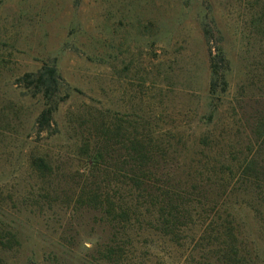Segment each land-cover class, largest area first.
<instances>
[{
    "label": "rangeland",
    "instance_id": "obj_1",
    "mask_svg": "<svg viewBox=\"0 0 264 264\" xmlns=\"http://www.w3.org/2000/svg\"><path fill=\"white\" fill-rule=\"evenodd\" d=\"M220 44L230 70L217 95ZM46 65L62 102L41 132L42 97L23 77ZM94 122L115 133L118 167L84 179L81 130ZM260 126L264 0H0V229L17 236L0 239V264H264ZM135 138L162 155L148 186L132 180ZM250 175L256 187L241 186ZM86 185L129 203L125 228L84 203ZM228 244L233 261L219 252Z\"/></svg>",
    "mask_w": 264,
    "mask_h": 264
},
{
    "label": "trees",
    "instance_id": "obj_2",
    "mask_svg": "<svg viewBox=\"0 0 264 264\" xmlns=\"http://www.w3.org/2000/svg\"><path fill=\"white\" fill-rule=\"evenodd\" d=\"M204 33L207 41L211 43V41L214 40L212 30L209 27H205ZM211 47L216 50V52H212L211 60V92L212 94L218 95L226 91L228 83L226 79V73H228V71L230 70V64L221 44ZM221 68L222 72H220ZM23 78L24 80H27V86H30V88L34 89L36 94H39L42 97L44 108L37 118V122L39 123V130L42 132L51 126V123L54 120V116L59 109V105L62 102L60 98L62 90L60 73L55 65H46L36 73L27 74ZM221 84L222 88L221 90H218V87ZM64 99L65 98H63V100ZM94 126L96 130L88 128L82 130L80 129L83 135L82 139L84 140L83 144H81V150L83 154L87 155V158H85V161L87 163L85 164L86 166H84V174H82L84 179L85 176L86 179H89L90 177H95L96 174L99 173V171H105L104 167L108 166V164L110 163H113L111 164L113 170L117 169L118 167L117 164L115 165V162L113 161L114 159H116V150L112 145V139L114 138L115 133L112 132L111 129H98V125L95 122ZM259 129H261L264 133L263 127L260 126ZM101 132L103 133L105 139L104 144H101L98 140L101 136ZM85 137L91 138L92 141L89 138ZM130 143L131 146L129 147V149L127 148L128 150L126 156L131 158V164L134 167V170H132V172H134L132 175L133 183H135V185L138 187L143 186V183L148 186V183L151 182V177L156 176V174L152 171L154 169H161L159 167L160 164H154L152 158L153 156L162 157V155L159 152H154V150L148 148V144L139 141L136 138L131 140ZM129 162L130 161H128V163ZM31 163L35 168L37 176L41 180L47 179L48 176L52 173L53 168L51 167L48 160L43 156L32 157ZM258 165L260 166V164L256 160L249 161L245 164V166H243L242 171L243 173H246L249 170H255V168H258ZM249 177L251 178L247 177L241 179V186H248L250 188H252L253 186L256 187L255 183L258 182V180L256 179L258 178V176H254L256 177L254 178L253 175H250ZM82 188L84 189L82 190V194L80 196L81 198H84V203L91 208L95 207L96 209H100L102 213V219H104L105 217L107 221L115 223V225H113L115 228L120 225H122V228H125L128 225L127 223L132 219V216H130V208H127L129 203L128 205H125L124 203H121L119 199L116 200L115 197L111 196L108 192L105 193L94 190V186L92 187L86 185ZM141 196L143 200L144 196ZM139 197L140 196L134 197V200L139 201ZM168 198L170 197L167 196V198H163L162 200H167L165 202L166 206H170L171 203V200H169ZM121 201L123 202V200ZM166 208L162 207L160 209V211L158 212L160 217L162 216V212L165 211ZM174 208L175 207H171L170 211H173ZM2 224L3 222L0 220V227L2 226ZM4 232L6 231H2L0 229V239H7V241H11L14 238V241H16V234L11 232L3 234ZM219 252H223L224 257L231 259L232 261L238 256V251L234 249L233 244H228L227 250H223V248H221ZM236 263L240 264L238 259L236 260Z\"/></svg>",
    "mask_w": 264,
    "mask_h": 264
}]
</instances>
